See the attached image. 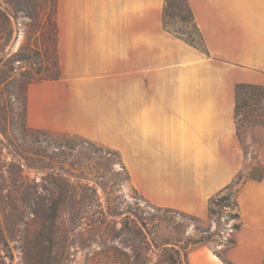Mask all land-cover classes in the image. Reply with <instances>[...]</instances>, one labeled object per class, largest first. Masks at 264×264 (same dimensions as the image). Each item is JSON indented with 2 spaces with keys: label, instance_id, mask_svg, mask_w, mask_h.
<instances>
[{
  "label": "crops",
  "instance_id": "1",
  "mask_svg": "<svg viewBox=\"0 0 264 264\" xmlns=\"http://www.w3.org/2000/svg\"><path fill=\"white\" fill-rule=\"evenodd\" d=\"M205 51L163 26L164 0H55L56 77L31 82L25 122L119 154L155 206L209 217L245 167L235 85L264 86V0H188ZM227 257L264 264V170L236 194ZM189 264H224L205 245Z\"/></svg>",
  "mask_w": 264,
  "mask_h": 264
},
{
  "label": "rangeland",
  "instance_id": "2",
  "mask_svg": "<svg viewBox=\"0 0 264 264\" xmlns=\"http://www.w3.org/2000/svg\"><path fill=\"white\" fill-rule=\"evenodd\" d=\"M165 21L202 46L187 0H167ZM57 74L55 0H0V264H189L202 244L227 256L242 221L226 213L239 186L263 176L264 86L239 88L245 167L211 199L230 194L236 206L211 204L198 219L146 200L114 150L26 124L28 84Z\"/></svg>",
  "mask_w": 264,
  "mask_h": 264
},
{
  "label": "trees",
  "instance_id": "3",
  "mask_svg": "<svg viewBox=\"0 0 264 264\" xmlns=\"http://www.w3.org/2000/svg\"><path fill=\"white\" fill-rule=\"evenodd\" d=\"M166 3H167V0H164V7H163V13H162V18H163V26L166 30H168L169 32L173 33L175 36L183 39L184 41H186L187 43H189L190 45L202 50V51H205V46L203 45V41H202V37H201V34L197 28V25L195 24V21H194V17H193V14L190 10V7L188 5V0H187V6H188V9H189V13L191 15V18H192V21L194 23V26L195 28L197 29L198 33H199V36H200V40H201V43H202V46H198L195 41L192 39L191 37V34L190 32H184V31H178V30H175V29H170L168 28V25L165 21V8H166ZM55 31H56V26H55ZM245 86V85H248L250 87L252 86H257L256 84H249V83H238L235 85V93H236V108H237V95H238V91H239V88L241 86ZM236 108H235V112H236ZM116 152V151H115ZM117 153V152H116ZM118 154V153H117ZM119 155V154H118ZM124 168V167H123ZM126 171V170H125ZM128 174V173H127ZM129 176V175H128ZM211 204H215V205H219L220 207H222L223 209H234V207L236 206L235 202H233L230 198V194H227V195H223L221 196L220 198L218 199H215V200H211L210 201V204H209V207H208V212H209V215L211 216L212 214L215 213V210L212 209L211 207ZM227 217L228 219H239V213L238 211H233V212H227ZM192 218L194 216L190 215ZM196 218V217H194ZM232 228L234 230H237L240 228V223H233L232 225ZM210 236H207L206 237V240H208ZM205 239L203 238H199V239H196L195 241H193L192 243L193 244H201L203 243L204 241H206ZM235 243V240L231 241V246H233ZM215 255L224 263V264H236L235 262H233L230 258H228L227 256H224V255H221L219 254L218 252H214ZM184 257L186 258V254L184 253Z\"/></svg>",
  "mask_w": 264,
  "mask_h": 264
}]
</instances>
